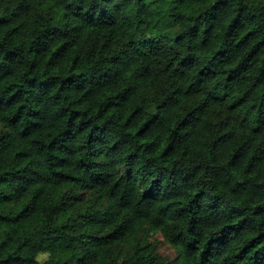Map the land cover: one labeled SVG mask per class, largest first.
Wrapping results in <instances>:
<instances>
[{
    "label": "clouds",
    "instance_id": "obj_1",
    "mask_svg": "<svg viewBox=\"0 0 264 264\" xmlns=\"http://www.w3.org/2000/svg\"><path fill=\"white\" fill-rule=\"evenodd\" d=\"M0 264H264V0H0Z\"/></svg>",
    "mask_w": 264,
    "mask_h": 264
}]
</instances>
